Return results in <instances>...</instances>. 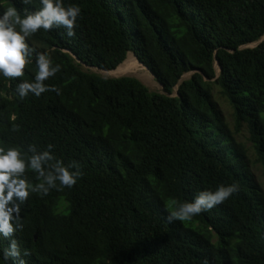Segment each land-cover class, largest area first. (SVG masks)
<instances>
[{
  "label": "trees",
  "instance_id": "trees-1",
  "mask_svg": "<svg viewBox=\"0 0 264 264\" xmlns=\"http://www.w3.org/2000/svg\"><path fill=\"white\" fill-rule=\"evenodd\" d=\"M62 4L80 7L74 36L38 29L27 38L23 75L0 77V148L24 154L21 178L35 188L8 205L19 207L12 215L20 226L0 235V264H264V189L250 170L258 164L264 176V39L244 47L264 35V0ZM9 6L23 15L40 2L0 0V11ZM37 52L60 66L43 81L53 90L21 100L15 87L33 82ZM128 52L164 93L133 76L81 69L115 70ZM213 85L232 109L233 129ZM241 127L252 161L235 137ZM45 151V175L57 160L75 162L76 184L48 187L27 167V157ZM220 184L237 191L190 220H167L173 201Z\"/></svg>",
  "mask_w": 264,
  "mask_h": 264
},
{
  "label": "clouds",
  "instance_id": "clouds-1",
  "mask_svg": "<svg viewBox=\"0 0 264 264\" xmlns=\"http://www.w3.org/2000/svg\"><path fill=\"white\" fill-rule=\"evenodd\" d=\"M27 3L28 0H22ZM40 8L34 11L24 10L21 15L17 8L9 6L0 11V77L12 79L21 77L26 64L30 61L32 48L28 37L35 34L38 29L49 31L54 28H63V35L67 38L74 36V28L77 26V18L81 14L80 7L72 4L65 7L62 0H39ZM36 72L33 82L21 81L15 87V93L24 99L29 93L39 97L46 91L53 90L43 81L53 76L59 65H53L47 52H37L35 58ZM51 147V146H49ZM49 152L33 154L27 157V167L33 170L37 176L44 177V184L53 187L55 182L61 187L71 188L80 177L79 171H70L72 167H78L75 162L63 165L57 160L52 166V171L45 175L42 163L51 160ZM26 167L24 154L17 147L0 148V235L8 237L14 230L13 224L18 228L19 217H13V213H19L17 205L10 202L24 201L30 191H35L25 179L21 178ZM44 184L36 185L44 194L47 188ZM237 191L235 184H220L215 190H202L197 192L190 200L183 202L173 201L174 209L167 215V220L186 221L208 212L221 204ZM12 221V223H10ZM12 256L17 255L16 246L10 245ZM23 264V261H21Z\"/></svg>",
  "mask_w": 264,
  "mask_h": 264
},
{
  "label": "rangeland",
  "instance_id": "rangeland-1",
  "mask_svg": "<svg viewBox=\"0 0 264 264\" xmlns=\"http://www.w3.org/2000/svg\"><path fill=\"white\" fill-rule=\"evenodd\" d=\"M258 42H253L250 44L245 45L244 47H254L257 45ZM132 52H128L126 54V59L129 55H132ZM125 59V60H126ZM81 69L83 71H87V72H92V73H96L102 77H120V76H125V75H113V74H109V73H105L104 71L100 70L96 67H88L85 66L83 64H81ZM147 71L151 74L152 72L146 67ZM215 71L216 74H219V69L217 66H215ZM104 72V73H103ZM190 72H187L185 74L182 75L181 80L187 79L190 76ZM139 76H142L141 78H144V81L142 80L141 82L150 90V91H155V92H160V93H164V91L162 90L161 85L157 82V80L155 79L154 76H152V78H150L151 76H146L143 72H139L138 73ZM126 76H133L137 79H139V76H135L133 74H128ZM146 76V78H145ZM151 79V80H150ZM141 80V79H139ZM146 81V82H145ZM175 89H173V92L171 95H175ZM218 86L213 85V97L214 99L217 101L218 106L220 108L221 113L224 116V119L228 122L229 126L231 129H233V118H232V109L229 105V103L227 102V100L225 98H223L219 92H218ZM236 139L243 142L247 147H248V156L249 159L252 161L253 160V151L252 148L250 146L249 141L247 140V132L245 130L244 127H241L239 129V131L236 133L235 135ZM250 170L253 174V178L255 180V182L262 188L264 189V176L262 174V170L260 168V166L258 164H253L251 162V166H250Z\"/></svg>",
  "mask_w": 264,
  "mask_h": 264
},
{
  "label": "bare ground",
  "instance_id": "bare-ground-1",
  "mask_svg": "<svg viewBox=\"0 0 264 264\" xmlns=\"http://www.w3.org/2000/svg\"><path fill=\"white\" fill-rule=\"evenodd\" d=\"M100 71V70H99ZM105 73L113 74V75H128V74H133L135 76H139V72H143L146 76H151L152 78L153 74L149 73L145 67H143L133 55H129L126 60L122 63L120 67H118L115 70L112 71H107V70H102ZM103 72V73H104ZM145 76V78H146ZM141 79L140 81H144V78L142 79V76H139ZM151 80V79H150ZM146 82V81H145Z\"/></svg>",
  "mask_w": 264,
  "mask_h": 264
},
{
  "label": "water",
  "instance_id": "water-1",
  "mask_svg": "<svg viewBox=\"0 0 264 264\" xmlns=\"http://www.w3.org/2000/svg\"><path fill=\"white\" fill-rule=\"evenodd\" d=\"M264 39V35H263V37L259 40V41H257V42H260L261 40H263ZM215 66H217L218 67V69H219V71H220V68H219V65H218V63L217 62H215ZM190 73H192V72H190ZM206 79V78H205ZM182 80L180 79L179 81H178V84L181 82ZM175 95L174 96H176L177 94H176V90H177V86H175ZM171 96H173V95H171Z\"/></svg>",
  "mask_w": 264,
  "mask_h": 264
},
{
  "label": "crops",
  "instance_id": "crops-1",
  "mask_svg": "<svg viewBox=\"0 0 264 264\" xmlns=\"http://www.w3.org/2000/svg\"><path fill=\"white\" fill-rule=\"evenodd\" d=\"M136 59V58H135Z\"/></svg>",
  "mask_w": 264,
  "mask_h": 264
}]
</instances>
